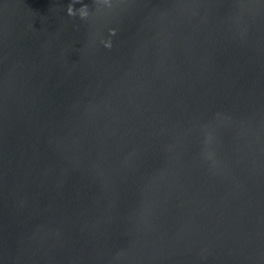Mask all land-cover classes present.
Listing matches in <instances>:
<instances>
[{"label": "water", "instance_id": "95a60500", "mask_svg": "<svg viewBox=\"0 0 264 264\" xmlns=\"http://www.w3.org/2000/svg\"><path fill=\"white\" fill-rule=\"evenodd\" d=\"M82 2L0 0V264H264V0Z\"/></svg>", "mask_w": 264, "mask_h": 264}, {"label": "clouds", "instance_id": "9594fccd", "mask_svg": "<svg viewBox=\"0 0 264 264\" xmlns=\"http://www.w3.org/2000/svg\"><path fill=\"white\" fill-rule=\"evenodd\" d=\"M94 3L96 5L103 3V5L106 6L107 8L112 7V0H94ZM76 4H80V7L77 8ZM66 12L69 16L72 17L79 16V18L82 20H87L91 15L89 5L87 3H83L82 0H70ZM108 31H109V37L108 38L101 37L100 43L106 48H111L112 47L111 36L116 34V29L110 28Z\"/></svg>", "mask_w": 264, "mask_h": 264}]
</instances>
